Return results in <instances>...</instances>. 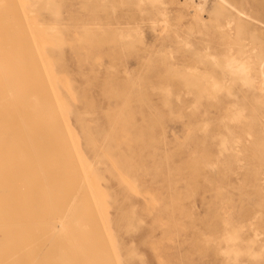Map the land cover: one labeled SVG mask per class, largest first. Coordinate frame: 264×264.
<instances>
[{
	"label": "rangeland",
	"instance_id": "obj_1",
	"mask_svg": "<svg viewBox=\"0 0 264 264\" xmlns=\"http://www.w3.org/2000/svg\"><path fill=\"white\" fill-rule=\"evenodd\" d=\"M240 5L264 22V0L0 1L1 60L22 73L24 112L50 121L24 140L40 176L0 186V264H264L256 102L233 121L239 83L216 90L177 65L209 64L214 44L260 48L261 29L219 34L213 11Z\"/></svg>",
	"mask_w": 264,
	"mask_h": 264
},
{
	"label": "bare ground",
	"instance_id": "obj_2",
	"mask_svg": "<svg viewBox=\"0 0 264 264\" xmlns=\"http://www.w3.org/2000/svg\"><path fill=\"white\" fill-rule=\"evenodd\" d=\"M12 2H14V1H12ZM14 3L16 4V2H14ZM222 3H224V0H217L216 9L220 10V8H222V7H220V5H222ZM17 4H18V2H17ZM4 7H5V3H4ZM7 7H8V5H7ZM233 7L236 9V7L234 5H233ZM244 10L245 9L243 8V6H241L240 11H237V10L236 11H213V13H215L219 16V18H218L219 24H217V27L219 28V32H220L219 34L221 36L231 38L232 34L235 31H238V30H241V29H244L247 27H250L252 31H255L257 29H261L262 33H264V22H262L259 18L254 16L249 11H247V10L244 11ZM5 13H7V12H4V14ZM196 21L200 24H203V21L200 18H198ZM8 22L6 23V21H3V24L4 25L6 24V27H7ZM3 24H2V21H0V29L3 26ZM197 34L198 35H204L202 38L204 40L205 45H208L211 42L215 43L213 37L208 32L203 33L201 31H198ZM176 37H177L176 40L178 41L179 40L178 37H180V36L177 35ZM186 39L187 38H184V42H183V45L185 47L190 48V47L194 46V44H191L190 42L185 41ZM0 46H1V43H0ZM33 46H34V44H33ZM260 46H261L260 48H257L256 46H254L250 49H247L246 46L241 45L237 49H234L231 47H226V48H222V49L218 50L217 44H214V46L212 48L207 47V46H205L204 48H201L203 56L211 59V61H209V64L204 63V65H193V66L192 65H179L177 63L176 64L180 68L185 69L184 72H186L188 74L189 73L191 74V72L198 73L200 75L201 79L203 78V81L208 86L210 85L211 87H213L216 90L226 87V83H228V82L239 83L240 89L243 92L244 96L241 95V97H239L233 103L232 108H233V110L234 109L235 110H234V114H233L231 120L238 122L242 118L243 119L246 118L244 115L245 107H243V102L247 101L248 96H251L254 99V101L256 102V106L254 107V110L258 111V120H260V123H261L260 129L262 130V132H264V41H262ZM3 53L6 54V50ZM3 53L0 54V186L1 185H8V183H10L13 185V187H16V186L25 187L28 184H31L33 182L31 179L25 178V176H27V174H29V172H30L29 175L34 174L35 177L38 178L41 174V169H40L41 166L40 165H39L40 167L38 166L39 158H38V155H36V152H38L37 148H33L32 146L29 147V146L25 145L26 143L24 140L30 139L29 137H33V135H36V136L41 135L42 136V135L50 134L49 127H48V125H50V121H48V125L45 128L42 120H44V118L46 116V112L40 107H34V109L29 110L28 113L24 112L26 110L21 105V103L23 104V98L25 100L27 93H26V91H24L25 87H24V82L22 81V73H21V71H19L17 69H13L14 66H13V68H11L10 62H9L7 57H5L4 61L1 60V56L3 55ZM38 60H39V58H38ZM25 61H27V60H25ZM213 67L219 68L218 72L220 75V79L216 80L214 78L215 70L213 69ZM198 83L186 84L185 88L187 90H192L194 88H197L199 90V92L206 88V86L204 85L205 83H202V82L199 84ZM210 89H212V88H210ZM246 95H247V97H246ZM233 96H235V94H233ZM16 99L18 100V102H16V104H18L19 106H16L15 103L14 104L12 103V102H15ZM53 102H51V104ZM260 109L262 111H260ZM29 116L31 117V120L28 118V120H29L28 121L26 117H29ZM248 118H250V116H248ZM60 121H62V120H60ZM60 121H59V123H60ZM55 129H57V128H55ZM61 131H63V130H61ZM248 136H251V133H248ZM29 142H31V141L29 140ZM26 161H28V162H26ZM66 195H68V194H66ZM34 198H36V197H34ZM62 199H63V197H62ZM61 200H60V202H61ZM81 201H82V199H81ZM30 203L32 204V202H30ZM61 203H60V205H61ZM63 203H64V200H63ZM63 203H62V205H63ZM25 204L29 205L28 202ZM58 204H59V202H58ZM75 205H77V204H75ZM56 206H58V205H56ZM50 207L51 206L49 205V208ZM73 208H74V206H73ZM31 210L32 209L27 208L25 213L27 212L28 214H30ZM69 210H70V208H69ZM73 210H75V209H73ZM78 210L80 212L82 211L80 209H78ZM78 214H80V213H78ZM75 215H76V213H75ZM28 217L29 216L25 215L24 218H28ZM13 222H15V221H13ZM58 224L60 225L62 223L59 222ZM18 226H22V224L20 223ZM5 228H0V231L5 229ZM65 242H67V241H65ZM251 242H252V246H253L255 241L252 240ZM261 242H262V244H264V240H262ZM261 247H264V246L261 245ZM29 255L30 254H28V256ZM252 255H253V258L258 257L257 256L258 254L255 253L254 247H252ZM57 262H58V260H57ZM57 262H55V263H57Z\"/></svg>",
	"mask_w": 264,
	"mask_h": 264
}]
</instances>
